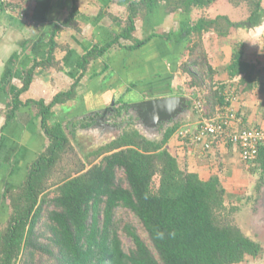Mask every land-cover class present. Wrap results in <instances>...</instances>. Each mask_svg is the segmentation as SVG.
I'll return each instance as SVG.
<instances>
[{
  "label": "trees",
  "instance_id": "obj_1",
  "mask_svg": "<svg viewBox=\"0 0 264 264\" xmlns=\"http://www.w3.org/2000/svg\"><path fill=\"white\" fill-rule=\"evenodd\" d=\"M160 1L169 13L203 10L191 21L181 71L189 75L187 84L197 92L205 116L230 104L234 95L260 85L263 69L249 57L245 42L240 40L231 43L228 78H217V67L205 45L206 34L226 42L232 27L245 26L224 13H204L221 0L129 2L126 19L115 17L121 31L83 54L78 63L81 74L71 87L58 92L49 103L30 101L38 109L49 144L33 162L23 185L6 194L11 215L0 229V264H241L262 254V242L235 221L240 199L237 203L228 200L219 176L201 179L182 166L166 146L182 124L197 118L195 100H187L185 107L195 117L170 120L158 139H151L135 121L126 123L110 142L86 158L73 152L63 125L48 124L56 104L75 98L89 64L120 39L132 38L139 17ZM230 1L236 6L246 3L249 19L264 15V0ZM34 2L31 18L37 23L47 21L52 0ZM77 2L73 0L69 13L49 33L47 57L34 59L23 70V85L13 96L14 108L7 119L16 114L20 95L29 89L38 66L62 68L55 55L60 46L56 37L67 27L80 31ZM11 3L14 1L0 0V9L12 8ZM248 171L264 177V145ZM125 236L131 239L130 246L124 243Z\"/></svg>",
  "mask_w": 264,
  "mask_h": 264
},
{
  "label": "crops",
  "instance_id": "obj_2",
  "mask_svg": "<svg viewBox=\"0 0 264 264\" xmlns=\"http://www.w3.org/2000/svg\"><path fill=\"white\" fill-rule=\"evenodd\" d=\"M131 1L78 0L80 31L67 27L56 37L60 46L55 55L62 68L38 66L33 82L20 95L21 104L10 119H7V114L14 108V94L23 85V70L29 68L34 59L47 57L49 33L55 23L69 13L73 0H52L48 20L40 23L31 18L34 0H14L12 8L0 9V229L11 215L6 194L23 185L33 162L49 144L41 117L37 114L38 109L30 101L43 99L49 103L58 92L68 90L81 74L78 63L83 54L95 44L104 45L114 33L121 31L115 17L121 18L120 14L127 12ZM193 13H169L162 1L149 8L148 13L136 21L132 38L120 39L119 43L89 64L76 87L75 98L63 105L56 104L48 124L59 123L65 130L70 126L69 131L73 134L88 135L98 131L102 139L112 140L126 123L133 122V117L141 118L135 113L137 107L133 104L136 102L168 95L184 96L186 102L198 99L195 93L190 96L177 86L180 63L186 58L192 21L189 19H192ZM262 19L264 15H261ZM247 26L245 24L238 29L242 31L243 28L246 32ZM259 26L264 30V21ZM250 34L246 35L250 37ZM260 35L263 39L264 31ZM224 50L226 53L222 51L224 53L219 55L217 52L213 60L218 70L217 78L223 81L228 78L226 67L232 53L231 48ZM260 77V85L254 90L256 93L244 95L243 99L234 95L230 100L237 115L242 116L249 126L264 125V68ZM259 94L263 104L254 99ZM180 115H184L187 121L195 117L191 109L185 107L176 119ZM127 116L130 119L127 120ZM196 117L191 123H198L200 115L196 113ZM119 118L124 119L120 121ZM188 123L182 124L166 143L178 162L203 180L217 175L222 185H248L254 175L243 177L246 161L239 147L220 140L211 149L206 148L192 137L180 134L182 127ZM161 130L160 127L155 128L154 134L157 136ZM94 152L91 150L88 155ZM231 163L236 166L232 174L228 172Z\"/></svg>",
  "mask_w": 264,
  "mask_h": 264
},
{
  "label": "rangeland",
  "instance_id": "obj_3",
  "mask_svg": "<svg viewBox=\"0 0 264 264\" xmlns=\"http://www.w3.org/2000/svg\"><path fill=\"white\" fill-rule=\"evenodd\" d=\"M11 1H14V0H11ZM202 13H203V10L195 9L193 16H192V21L196 19L197 17H199ZM204 13L209 14V15H215L217 13H224V14L229 15V17L234 22L236 23L245 22V24L248 25L247 26L248 31L246 32H245V29L243 28H242V31L239 30L238 29L239 26L232 27L231 33H230L231 34L230 40L226 42L223 39L219 40L217 36L215 35L206 36L205 45H206V48L208 50L210 57L212 58V61L216 58L215 55L217 52L220 55L224 53L222 51H225L224 50L225 48L232 49V44H231L232 41L240 40V41L245 42L247 53L248 55H250L249 57H251L256 62L258 61L259 67H262V69L264 68L263 61L261 60V56H263L262 54H264V38L262 39L260 37L261 36L260 33H263L264 30H261L260 29L261 26H259L264 21V19L261 20V15H254L252 19H249L250 12H249V7L247 6V4L242 3L236 6V5H232L230 0L219 1L217 5L213 6L212 8L206 9V12ZM120 15L122 19H126L127 12L123 11ZM247 33L249 34L251 33L250 37L246 35ZM219 48H221V51H218ZM182 62L183 61H181V63ZM221 65H224V64H221ZM180 72L177 75L178 76L177 80L179 81L177 86H180L181 88H183V92L188 93L190 96H193V93L197 94V92L193 88H190L187 84L189 75L185 74L181 70ZM253 93H256V92L253 90L251 92L243 93V94L238 95L237 98L239 97L240 99V96H241V99H243L244 95L250 96L249 94H253ZM254 99H258L260 103L263 102L261 94L255 95ZM183 117L184 115H180V117H178L177 119L180 118L181 120H184L185 118ZM123 119L124 118H119L120 121ZM128 119L130 118H128L127 116V120ZM134 121L136 122V126H139L141 130L144 131V133L149 135V137L156 139L157 136L159 137V135H162V132L161 133L157 132V136H156L155 135L156 133L154 134L153 129H149L150 131L148 130V132H146L145 128L143 127L144 122L143 120L140 121L139 117L137 116L133 117V122ZM169 123L168 122L163 123L162 125L163 128L161 131H164L166 127L169 126ZM68 127L70 126L66 127V132L70 134L69 139H72L71 144L73 145V148L75 149L73 150V152L75 153L76 151L77 155H80V157L82 158H86L88 156V152H90L91 150L97 151L101 146L111 141V138L107 139L105 137L106 140L102 139L103 136L102 135L100 136L98 134V131H95L94 134L89 133L88 135H84V134L82 135V134H79V132L73 134L71 131H69L70 129ZM244 164H245L244 169L246 170V172L245 174H243V177L248 178L249 176H251L250 172L247 171V169L250 167V163L248 164V162H244ZM235 169H236V166L233 163H231L228 172L232 174L235 171ZM252 177L254 178H251L248 185H223V186L227 189L228 200H231L237 203V201L240 199L241 210H239L238 213L236 214L235 221L242 227V229L247 234L260 240L263 245V251L259 257L257 258L248 257V259L241 264H264V177L262 178V175H260L259 173L254 174V176ZM123 240L126 246H130L132 244V241L129 237L125 236L123 237Z\"/></svg>",
  "mask_w": 264,
  "mask_h": 264
},
{
  "label": "built area",
  "instance_id": "obj_4",
  "mask_svg": "<svg viewBox=\"0 0 264 264\" xmlns=\"http://www.w3.org/2000/svg\"><path fill=\"white\" fill-rule=\"evenodd\" d=\"M1 1L11 2V0ZM194 105L201 117H198L197 124L190 122L182 127L180 130L181 135L192 137L206 148L222 140L239 147L241 155L246 162L250 163L256 159L260 147L264 145V125H246L244 118L237 115V110L230 104L224 105L210 117L204 115V107L198 99H195Z\"/></svg>",
  "mask_w": 264,
  "mask_h": 264
},
{
  "label": "water",
  "instance_id": "obj_5",
  "mask_svg": "<svg viewBox=\"0 0 264 264\" xmlns=\"http://www.w3.org/2000/svg\"><path fill=\"white\" fill-rule=\"evenodd\" d=\"M133 105L137 107L140 117L144 119L143 122L149 125L176 119L187 106L186 98L180 95L144 99Z\"/></svg>",
  "mask_w": 264,
  "mask_h": 264
},
{
  "label": "flooded vegetation",
  "instance_id": "obj_6",
  "mask_svg": "<svg viewBox=\"0 0 264 264\" xmlns=\"http://www.w3.org/2000/svg\"><path fill=\"white\" fill-rule=\"evenodd\" d=\"M129 109H130V107H129ZM135 113H137V114L139 115V112H138V109H137V108L135 109ZM141 119H142V118H140L139 120L142 121L143 119H142V120H141ZM162 123H163V122L158 123L156 127H154V126H155L154 124L151 125V126H148V125H145V124L143 123V127L145 128V131L148 132L149 129H153V130H154L155 128L162 126V125H163ZM161 124H162V125H161ZM149 127H150V128H149ZM153 127H154V128H153ZM149 131H150V130H149Z\"/></svg>",
  "mask_w": 264,
  "mask_h": 264
}]
</instances>
